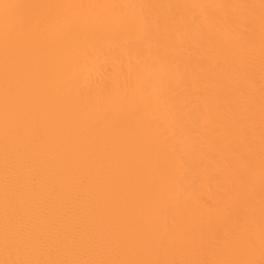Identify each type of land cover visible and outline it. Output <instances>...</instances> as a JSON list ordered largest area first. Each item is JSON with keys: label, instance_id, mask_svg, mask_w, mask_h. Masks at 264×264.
Masks as SVG:
<instances>
[{"label": "bare ground", "instance_id": "bare-ground-1", "mask_svg": "<svg viewBox=\"0 0 264 264\" xmlns=\"http://www.w3.org/2000/svg\"><path fill=\"white\" fill-rule=\"evenodd\" d=\"M0 264H264V0H0Z\"/></svg>", "mask_w": 264, "mask_h": 264}]
</instances>
